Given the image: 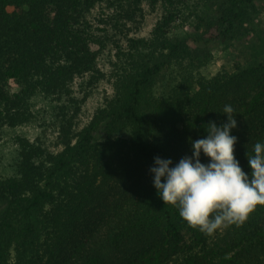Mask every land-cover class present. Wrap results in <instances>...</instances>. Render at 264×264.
Wrapping results in <instances>:
<instances>
[{"label": "trees", "instance_id": "trees-1", "mask_svg": "<svg viewBox=\"0 0 264 264\" xmlns=\"http://www.w3.org/2000/svg\"><path fill=\"white\" fill-rule=\"evenodd\" d=\"M262 1L150 0L163 10L140 35L144 0H0V141L54 122L60 146L18 134L11 173L0 159V264H264V206L208 236L164 203L150 171L157 156L171 167L192 156L190 138L227 122L230 105L234 155L251 176L264 45L247 63L201 70L212 44L252 32Z\"/></svg>", "mask_w": 264, "mask_h": 264}, {"label": "clouds", "instance_id": "clouds-1", "mask_svg": "<svg viewBox=\"0 0 264 264\" xmlns=\"http://www.w3.org/2000/svg\"><path fill=\"white\" fill-rule=\"evenodd\" d=\"M227 122L205 125L206 138L191 140L192 156L173 161L159 156L150 171L157 194L174 206L188 226L208 236L231 226H243L257 206H264V143L254 145V155L246 153L252 169L249 176L234 152L237 127L234 109L225 105ZM210 158L201 162V153Z\"/></svg>", "mask_w": 264, "mask_h": 264}, {"label": "rangeland", "instance_id": "rangeland-1", "mask_svg": "<svg viewBox=\"0 0 264 264\" xmlns=\"http://www.w3.org/2000/svg\"><path fill=\"white\" fill-rule=\"evenodd\" d=\"M261 1V0H260ZM144 21L141 25L140 35H146L157 19L160 17L163 4L158 2L156 5H151L150 0H144ZM259 13L256 15L252 23V32L246 33L244 36H238L237 38L223 42L212 44V58L205 64L201 73L206 76L216 74L218 71L231 68L237 61L247 63L251 59L252 53L253 58L256 50L264 45V4L263 1L258 4ZM263 56H260V58ZM109 86L104 83L100 85L91 94L88 105L86 108L91 110L94 106L101 103L102 98L106 95ZM48 105L46 102L40 100L37 103V110L40 111V115L45 117L46 109ZM90 112H87V114ZM52 122V121H51ZM55 123L52 122L46 126H40L38 124L27 126L23 129H7L4 137L0 141V159L3 170L6 174L11 173L12 165L15 158L16 146L14 137L18 134H24L35 139L41 138V141L51 150H59L60 146L56 144V130ZM186 238L189 237L185 234Z\"/></svg>", "mask_w": 264, "mask_h": 264}]
</instances>
